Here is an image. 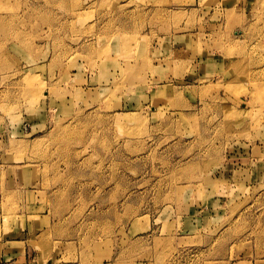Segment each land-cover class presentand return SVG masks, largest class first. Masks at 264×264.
<instances>
[{
	"label": "rangeland",
	"instance_id": "374dc122",
	"mask_svg": "<svg viewBox=\"0 0 264 264\" xmlns=\"http://www.w3.org/2000/svg\"><path fill=\"white\" fill-rule=\"evenodd\" d=\"M0 264H264V0H0Z\"/></svg>",
	"mask_w": 264,
	"mask_h": 264
},
{
	"label": "bare ground",
	"instance_id": "6f19581e",
	"mask_svg": "<svg viewBox=\"0 0 264 264\" xmlns=\"http://www.w3.org/2000/svg\"><path fill=\"white\" fill-rule=\"evenodd\" d=\"M232 65V64H231Z\"/></svg>",
	"mask_w": 264,
	"mask_h": 264
}]
</instances>
